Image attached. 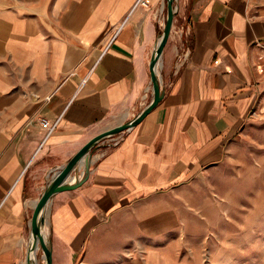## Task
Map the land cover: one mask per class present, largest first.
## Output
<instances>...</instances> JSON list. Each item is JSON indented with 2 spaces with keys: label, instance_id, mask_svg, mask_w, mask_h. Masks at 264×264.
Instances as JSON below:
<instances>
[{
  "label": "crops",
  "instance_id": "1",
  "mask_svg": "<svg viewBox=\"0 0 264 264\" xmlns=\"http://www.w3.org/2000/svg\"><path fill=\"white\" fill-rule=\"evenodd\" d=\"M137 1L0 0V264H27L34 208L54 173L151 102L168 5L133 10ZM175 9L158 65L163 100L100 143L88 180L49 203L53 264H212L196 249L185 194L264 126V0Z\"/></svg>",
  "mask_w": 264,
  "mask_h": 264
},
{
  "label": "rangeland",
  "instance_id": "2",
  "mask_svg": "<svg viewBox=\"0 0 264 264\" xmlns=\"http://www.w3.org/2000/svg\"><path fill=\"white\" fill-rule=\"evenodd\" d=\"M248 136L230 144L185 194L197 217L190 227L196 249L212 264H264V126Z\"/></svg>",
  "mask_w": 264,
  "mask_h": 264
},
{
  "label": "water",
  "instance_id": "3",
  "mask_svg": "<svg viewBox=\"0 0 264 264\" xmlns=\"http://www.w3.org/2000/svg\"><path fill=\"white\" fill-rule=\"evenodd\" d=\"M167 5V19L159 38V42L157 43L152 55V61L150 64L153 86V98L151 102L132 120L122 123L115 128L109 129L93 138L65 165L60 167V169L54 173L34 208V214L31 222V238L34 239V245L32 246V249L29 248L27 264H32L30 255L34 246L37 248L36 256L38 258V264L39 258L43 260L42 264H53L51 241L49 238L46 239L42 233V227L46 224L45 211L47 210L52 198L58 193L76 189L84 184L89 178L93 156L100 143L105 144L106 141L112 139L113 137L138 126L163 100L165 92L159 78L158 65L163 50L170 38L176 16L175 0H167ZM80 166L83 168L82 175H75ZM40 252L42 254L38 257Z\"/></svg>",
  "mask_w": 264,
  "mask_h": 264
},
{
  "label": "built area",
  "instance_id": "4",
  "mask_svg": "<svg viewBox=\"0 0 264 264\" xmlns=\"http://www.w3.org/2000/svg\"><path fill=\"white\" fill-rule=\"evenodd\" d=\"M148 6H149V2H148V0H138L137 3L135 4L133 10H135V9H137V8H139V7H142V8H144V9H147ZM160 25L162 26V29H163V28H164V25H165V22L161 23ZM121 28H122V26L119 27V29H117V33L115 34V36L119 33V31L121 30ZM114 38H115V37H113V38L111 39V42L114 40ZM253 115H256V113H253ZM44 124H46V123H44ZM113 144L117 145L118 142H117V141H113Z\"/></svg>",
  "mask_w": 264,
  "mask_h": 264
},
{
  "label": "bare ground",
  "instance_id": "5",
  "mask_svg": "<svg viewBox=\"0 0 264 264\" xmlns=\"http://www.w3.org/2000/svg\"><path fill=\"white\" fill-rule=\"evenodd\" d=\"M113 139V138H112ZM111 140V139H110ZM109 141V140H108ZM45 213H46V211H45ZM45 231H46V225H44L43 227H42V233H43V235L45 236ZM45 238H46V236H45ZM47 239V238H46ZM34 245V239L33 238H31V242H30V249H32V246ZM36 248V246H34V248H33V250ZM32 254H33V251L31 252ZM32 258V257H31ZM36 260V259H35Z\"/></svg>",
  "mask_w": 264,
  "mask_h": 264
}]
</instances>
